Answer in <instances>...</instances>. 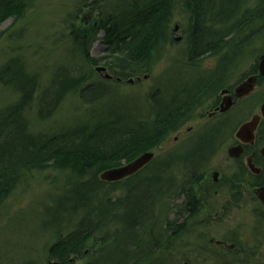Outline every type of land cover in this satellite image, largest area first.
<instances>
[{
    "label": "trees",
    "instance_id": "16d2710c",
    "mask_svg": "<svg viewBox=\"0 0 264 264\" xmlns=\"http://www.w3.org/2000/svg\"><path fill=\"white\" fill-rule=\"evenodd\" d=\"M29 1L0 0V21L15 11L20 15ZM164 1L131 0L125 6L119 2L115 9L111 8L105 15L97 14L94 20L70 19L68 53L71 56L66 63L54 65L44 88L37 87V73L26 66L24 57L12 56L0 63V85L18 93L14 102L0 106V203L31 169L39 171L49 166L68 169L77 178L75 182L68 180L69 185L49 211L48 222L58 227V237L47 248V257L57 260L56 264H72L73 258L83 256L85 249L91 251L87 247L93 248L95 255L86 264H140L155 249L166 247L159 236L175 239L189 230L185 219L177 223V217L185 215L184 206L188 204L175 208V219L159 222L160 214L155 211L161 203L159 198L167 193L174 198L182 195L180 190H170L173 175L168 177L169 184L164 177L174 160L157 164L152 157L146 165L122 179L107 181L99 177L103 170L134 160L139 151L155 147L177 131L193 115L192 105L201 96L202 87L193 94L187 92V85L175 88L173 82H165L164 90L155 86L149 93L151 106L142 118L125 110L123 102L111 100L115 88L111 81L150 74V58L164 34V19L165 23L168 19L169 8ZM243 2L246 0H182V5L192 10L185 54L194 67L196 61L200 65V58L206 54L226 62L232 49L237 55L238 48L247 45L248 29L258 24V20L264 21V4L252 10L254 16H247L248 12L241 9ZM86 4L87 1L82 6ZM214 16L219 18L213 20ZM151 21L156 25L150 30ZM217 25H225V29L220 32L214 28ZM100 30L106 33L102 38L106 48L103 54L94 57L90 50ZM145 34L149 35V41L142 43ZM141 47L146 49L141 50L142 56L137 59ZM102 60L108 66L109 77L94 74L92 66ZM69 92L75 93L83 103L91 104L89 112H93L90 114L95 121L91 125L80 122L60 128L57 133L32 130V122L24 115L25 106L37 99L38 118L45 119ZM206 152L200 156L197 149H190L186 156H180L178 166L180 162L188 167L201 162L200 167L204 168ZM119 187L124 195L112 197ZM189 206L192 216L197 214L194 203ZM62 216L76 218L70 228L64 230ZM258 216L264 221V212ZM111 225L117 226L113 232L108 230ZM146 232L148 243L144 244Z\"/></svg>",
    "mask_w": 264,
    "mask_h": 264
},
{
    "label": "rangeland",
    "instance_id": "374dc122",
    "mask_svg": "<svg viewBox=\"0 0 264 264\" xmlns=\"http://www.w3.org/2000/svg\"><path fill=\"white\" fill-rule=\"evenodd\" d=\"M86 1L87 4L82 6ZM119 2L125 6L130 4L131 0H30L20 15L16 14V12L19 13L18 11H15L13 12L15 14L0 21V63L2 64L12 56L24 57L26 66L37 73V87L44 88L54 65L66 63L67 57L71 56L68 53V30L71 28L69 20L75 18L83 19L86 22L94 20L97 14L105 15L111 8L115 9ZM165 2L169 8L166 16L168 19L166 23L164 19V34L159 39L160 43L150 58V74L132 77V82L127 79L119 80V78L118 82L111 81L115 86L111 93V100L123 102L125 110H131L132 114L142 118L144 112L151 106L148 96L155 86L164 90L167 85L165 82L169 81L174 83L175 88L187 85V92L190 90L193 94L199 93L198 91H201L202 87L200 98L194 102L195 104L191 108L193 115L184 122L182 127L170 133L164 141L153 148L146 149L147 145L145 144L143 148L146 150L142 149L136 155L137 157L146 151L153 152V163L157 164L174 160L171 170L164 177L169 184L168 177L173 175L174 181L170 190H180L181 192L185 185L183 181L190 180L203 171L211 172L219 169L222 173L231 176L236 168L234 163L227 159V148L230 143L227 140L221 141L222 135L217 137L214 143L212 140L211 143L215 145V148L210 152V159L204 168L188 167L184 162H180L178 166L180 156H186L185 154L190 149L195 150L194 145L197 144L199 137L204 136V132L213 134L210 132L211 130L207 131L213 127L210 124L212 119L207 120L204 115V111L207 109L205 100L212 93L209 91L206 93V89H203L202 77L209 70H214L218 63H216V57L209 54L200 58V65L196 61V67L187 59L185 54L187 51L186 37L190 34L189 29H191L188 17L192 10L190 11L188 6L182 5V0H166L163 3ZM242 4L241 9L248 12L247 16H254L252 10L264 4V0H246ZM218 18V16H214L213 20ZM257 22L258 24H254L246 32L249 33L247 35L248 44L244 47L240 46L237 50L239 63L236 67L245 69L246 62L254 59L264 49V21L258 20ZM155 25L154 21H151L149 23L150 30L154 29ZM214 28H218L221 32L225 29V25H217ZM142 30L144 32L145 28ZM150 30L148 34H150ZM148 34L142 38V43L149 41ZM105 35L103 30L99 31L98 39L90 50L92 56L97 57L103 54L106 46L102 42V38ZM224 37L227 38V36ZM143 49L146 47H141L138 51L142 50L143 52ZM232 50L231 53H233ZM142 52L136 56L137 59L141 58ZM108 62H110V58ZM92 67L96 76L107 77L109 75L108 66L103 60ZM17 97V91L0 85V106L14 102ZM36 103L37 99H34L33 103L26 105L24 109V115L32 122L31 126L34 131L57 133L61 131L60 128L65 129L80 122L91 125L95 121L91 118L93 112H89L92 108L91 104L83 103L75 93L66 94L55 110L45 119L38 118L39 111L37 109L39 106H36ZM232 126V124L228 125L223 130L229 132L228 130H231ZM177 136L178 138L175 139ZM125 163L122 161L120 166ZM68 180L75 182L77 178L68 169H56L50 166L39 171L28 170L19 179L16 187L0 203V264L56 263L57 260H48L47 257V248L58 237V227L48 222L51 219L49 211L69 185L67 184ZM206 187L208 188L207 185ZM194 188L196 189V187ZM208 189L202 197L197 195V198H200L199 203H201L200 211L197 214L192 218H186L185 215L181 218L177 217V223H181L183 219L186 220L188 232L175 239L168 238L167 235L159 236V241L162 245L167 244L166 247H161L160 250L155 249L150 253V258L146 262L140 260L138 263L264 264V221L258 219V213L264 212V207L260 206L258 197L254 196L252 189L244 188L240 192V196L234 194V199H230L227 203L225 195L234 188L213 185ZM123 195L124 192L119 187L113 192L112 197ZM158 202L161 203H158L155 211L160 214L159 222L162 219H175L177 216L175 208L184 203L181 196L174 198L168 193L159 198ZM227 204H231L232 207L228 208L231 210H224ZM62 219H64L62 226L65 230L72 226L71 224L75 222L76 218L68 219L67 216H62ZM116 227V225H111L108 230L113 232ZM158 229H161L162 232V228ZM148 235V232L144 235V244L148 243ZM220 240L226 242L227 245L215 242ZM87 248L91 251L87 252L85 249L83 256L78 255L75 259L71 257L73 258L72 264H86L92 260L91 256L95 255V250Z\"/></svg>",
    "mask_w": 264,
    "mask_h": 264
},
{
    "label": "flooded vegetation",
    "instance_id": "af4514ba",
    "mask_svg": "<svg viewBox=\"0 0 264 264\" xmlns=\"http://www.w3.org/2000/svg\"><path fill=\"white\" fill-rule=\"evenodd\" d=\"M235 53L227 56L228 63L217 60L218 66L202 77L203 89H206V93L208 91L212 93V96L205 100L207 109L204 115L207 120L212 119L210 124L213 127L207 131L211 130L213 134L204 132V136L199 137L197 144L194 142V147L200 156L201 152L207 151L205 155L208 161L210 152L215 148L212 140L214 143L215 139L222 135L221 141L227 140L230 143L227 148V159L234 163L236 169L231 176L215 169L211 172L203 171L196 177L183 181L185 185L182 187L181 200L188 204L185 207L186 218H192V212L189 211L192 206L190 207L189 203H194L195 212L198 213L201 203L197 195L202 197L213 185L234 188L225 195L227 203L234 199V194L240 196L242 189H252L254 196L258 197L260 206L264 207V71H262L264 66L260 67L262 62L264 65V49L254 59L246 62L245 69L236 67L239 61ZM231 124L233 128L228 130L229 132L223 130ZM177 138L178 136L175 139ZM200 165L201 162L193 166ZM231 207V204H227L224 210H231L228 209ZM220 241L215 242L220 245L226 244Z\"/></svg>",
    "mask_w": 264,
    "mask_h": 264
},
{
    "label": "water",
    "instance_id": "95a60500",
    "mask_svg": "<svg viewBox=\"0 0 264 264\" xmlns=\"http://www.w3.org/2000/svg\"><path fill=\"white\" fill-rule=\"evenodd\" d=\"M263 66L264 65L262 62L260 67L262 68ZM262 71H264L263 68ZM107 77H109V75H107ZM129 82H132V80L129 79ZM152 156L153 152L146 151V153H142L141 155L135 157L134 160L125 163V165L103 170L99 177L100 179L107 181L122 179L125 176L135 173L139 168L143 167L148 161L151 160Z\"/></svg>",
    "mask_w": 264,
    "mask_h": 264
}]
</instances>
